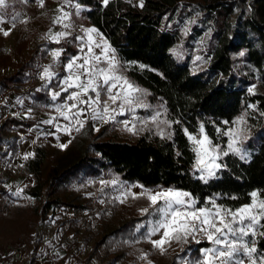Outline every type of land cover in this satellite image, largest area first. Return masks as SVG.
I'll use <instances>...</instances> for the list:
<instances>
[{
    "label": "trees",
    "instance_id": "trees-1",
    "mask_svg": "<svg viewBox=\"0 0 264 264\" xmlns=\"http://www.w3.org/2000/svg\"><path fill=\"white\" fill-rule=\"evenodd\" d=\"M70 1L80 6L77 21L96 28L114 49L118 66L125 70L127 79L142 90L140 96L150 104L163 105L171 122L172 137L159 138L145 133L129 141L105 140L102 133L96 136L92 133L88 117L84 127L72 138L73 142H78V152L69 149L72 159L67 163L55 161L45 177L41 173L43 159L56 157L57 150L37 146L34 157L25 162L34 180V185L25 193L37 200L38 214L45 218L54 208L69 205L60 198L64 184L109 173L144 189L190 193L196 208L209 206L207 202L213 198L225 208L236 209L250 203L253 191L264 198V93L249 95L247 87L253 80L234 68V55L242 51L243 60L255 70L264 89V0H248L249 16L238 19L235 25L231 18L240 8L243 12L247 0H199L198 7L211 29V42L208 67L196 73L191 71L187 61H179L172 55L178 37L175 28L168 27L181 5L190 0H144L143 7L131 0H109L106 6L103 0ZM76 37L72 34L58 43L47 44L49 49L61 50L58 77L64 75L62 66L78 53ZM36 62L37 54L33 52L11 75L3 76L0 93L35 72ZM50 85L57 88L56 81ZM66 96L67 93H61L57 102H63ZM49 102L46 92L33 91L32 113L40 114ZM249 103L256 106L257 120L249 117L254 130L245 143L247 159L231 154L225 156L220 162L223 167L205 182L197 176L195 153L185 130L196 134L203 125L204 133L217 144L226 126ZM35 124L34 120L7 118L0 127V140L12 126L28 129ZM105 129L106 126L102 131ZM144 219L145 216L130 218L113 231L111 237L132 238L135 226ZM103 243L105 241L101 240L95 248ZM209 246L207 242L197 244L191 248L189 258L199 257L200 250ZM256 247L264 252V237L257 238ZM181 254L186 256L185 251Z\"/></svg>",
    "mask_w": 264,
    "mask_h": 264
},
{
    "label": "rangeland",
    "instance_id": "rangeland-1",
    "mask_svg": "<svg viewBox=\"0 0 264 264\" xmlns=\"http://www.w3.org/2000/svg\"><path fill=\"white\" fill-rule=\"evenodd\" d=\"M131 2L139 5L140 0H131ZM198 3L199 0H190L182 4L168 22V27L173 26L178 37V42L171 50L172 55L179 61H187L189 68L195 73L208 67L210 58L208 46L211 42V29L203 19ZM75 5L70 0H43V7L40 6L38 0H5V5L0 7V19L7 21L0 25V28L10 30L8 36H4L3 31H0V80L3 76L11 75L18 65L30 58L33 52L37 54L36 71L26 75L21 83L14 84L0 93V118L16 114L20 110L17 107L20 102H31L30 97H32L33 91H44L49 96L50 102L46 105L48 111L40 114L42 122L53 118L52 115L57 114L56 116H59L55 108L57 105L65 103L66 100L58 103V98L56 100L52 99V93L61 91V81L68 75L65 65L71 58L62 66L64 75L58 77L61 72L60 57L54 59L52 52L60 49H49L47 44L49 42L58 43L51 39V36H54L57 32L70 33L66 37L72 34H76L78 37L84 35L83 28H91L90 24L77 21L76 16L79 15L80 10L77 13ZM61 7L64 8V11L70 13V19L63 21V24L70 25L68 28L63 27V24L53 22L56 17L61 15L58 11ZM241 10V8L238 9L231 18L233 25L237 23L238 19L244 20L249 16L251 10L248 6V0L243 12ZM13 18H15L14 27L11 23ZM66 37L60 38L59 42ZM83 43V41L77 39L79 52L76 56L84 54L80 51ZM94 51L96 54H100L101 49L95 48ZM84 52H87L86 47ZM241 53L243 52L234 55L235 71L243 75L246 74L253 80V84L247 87L249 95L263 94L264 89L260 87L255 70L245 63ZM48 66H51V71L55 73V76L51 80L41 79L44 68ZM100 66L104 67L105 65L101 64ZM118 73L126 77L125 70L120 66H118ZM52 81L57 82V88L50 87ZM250 88L252 89L251 92L249 91ZM73 90L70 89L69 91ZM90 95L94 94L90 93ZM137 95L140 96V93ZM101 99H106L103 93ZM140 99L143 106L136 107L134 111H125L124 115H116L114 120L107 123L92 120L89 113L92 133L95 136L102 133L105 140L116 138L121 141H129L134 136L145 133L159 138L171 139V122L167 118L163 105L150 104L141 96ZM112 107H117V105ZM256 112L255 104L249 103L226 126L220 136L221 139L219 138L217 143L222 150H227L229 141V137L223 133L229 130L239 131L244 129L238 145L244 158H241V155L238 154H229L242 160L247 159L249 153L245 143L254 130V124L249 117L257 120ZM157 114H159L158 119L153 122L152 118ZM57 119L55 117L52 124H43L47 127L46 129L37 127L34 131H25L26 137H35L42 145L52 146L57 150L56 157L44 159L43 177L50 166L55 165V161L59 160L67 163L73 157L71 151L78 152V142L72 141L73 136L77 133L75 130L77 125L73 121L71 135H69L63 130L58 131L56 127V125H59L63 129L65 125L69 124V121L61 118ZM81 119L84 120L85 124L87 118L81 117ZM125 121L128 122V128H131L132 131L125 128ZM104 126H106V129L102 131ZM200 127L196 134H191L198 139L201 137ZM161 130L164 133L163 137L159 134ZM186 136L188 138L187 134ZM60 144H67V147L61 149L58 146ZM190 144L193 149L194 145L191 142ZM224 157H221L219 163ZM5 161H0L2 168ZM196 172L197 176L200 177L201 173L197 170ZM217 172L218 170H216L215 175ZM113 180L117 181L115 185L110 183ZM165 190L169 189H144L139 185L123 182L116 175L110 173L98 178H78L73 182L64 184L60 193V198L65 199V202L69 205L54 208L45 218L41 217L38 221L34 220L31 214L26 209H22L21 206L22 200L34 202V199L22 193L18 196L4 193L0 197V248L6 247L19 254L17 258L13 256L12 261L17 262V259L27 258V261H20V264H27L34 260L37 247L41 244L50 243L68 249L71 258L80 264H148L149 261H151V264H172V262L176 264H197V261L202 259L201 250L204 248L200 250L199 257L195 259H190L189 254L191 248H195L197 244L209 243L201 236L197 237L199 243L192 239H189L187 243L173 241L170 245H165L166 251L163 254L153 248L152 244L146 239V234L150 230V222H154L158 216L150 208L146 195L139 194ZM133 194H137V196L134 198ZM43 199L46 200V196H43ZM143 208H149V212L147 214L142 213L140 210ZM144 216L146 219L135 226L132 238L113 239L111 237V233L123 226L130 218H144ZM259 231H264V229H258L255 240L261 237ZM105 237H107V240H105ZM159 238V235H156L151 239ZM101 240H104L105 243L95 248V245ZM16 247L18 250H15ZM209 247H212V245L210 244ZM184 251L186 256L180 255ZM145 253L147 259H141V256Z\"/></svg>",
    "mask_w": 264,
    "mask_h": 264
},
{
    "label": "snow or ice",
    "instance_id": "snow-or-ice-1",
    "mask_svg": "<svg viewBox=\"0 0 264 264\" xmlns=\"http://www.w3.org/2000/svg\"><path fill=\"white\" fill-rule=\"evenodd\" d=\"M38 2L43 7V0H38ZM103 3L106 6L109 0H103ZM143 3L144 0H140L139 6L143 7ZM4 5L5 0H0V7ZM75 7L78 13L80 6L77 4ZM58 11L61 15L56 17L54 23L63 24L64 20L70 19V13L64 11L63 7ZM6 22L0 19V25ZM11 23L14 27L15 18ZM63 27L68 28L70 25L63 24ZM0 31H3L4 36L10 34V30L0 28ZM82 32L84 35L76 39L84 42L80 48L84 54L74 56L68 61L65 65L68 75L61 81V91L52 93L53 100L60 97L61 92L69 93L65 103L55 108L60 117L69 121L63 129L56 125L57 130H63L69 135H71L73 121L77 125L75 130L78 132L84 126V120L81 117L88 118L89 113L92 120L107 123L114 120L116 115H124L125 111H134L136 107L143 106L140 96L137 95L142 90L118 73V61L114 49L96 28H83ZM69 34L57 32L51 36V39L59 42L60 38ZM85 47L87 52H84ZM95 48L101 49L100 54H96ZM61 54L60 50L52 52L54 59L59 58ZM101 64L105 66L101 67ZM54 76L55 73L51 71V66H48L44 68L41 79L51 80ZM70 89L74 90L69 92ZM249 91L251 92L252 89L250 88ZM102 93L106 99H101ZM113 105L117 107H112ZM158 115L152 118L153 122L158 119ZM54 119L55 117L50 118L43 123L52 124ZM124 124L127 130L132 131L128 128L127 121ZM185 131L189 141L194 145L192 149L196 155L194 167L201 173L199 178L205 182L215 175L216 170L223 167L219 163L222 156H228L229 153L241 155V148L238 145L244 129L229 130L223 133L229 137L227 150H222L218 144L212 143V140L204 133L203 125L200 127L201 137L199 139L188 134L187 130ZM159 134L163 137V130ZM58 146L64 149L67 144ZM29 155L31 154H26L24 159H27ZM241 158H244L243 155ZM110 183L115 185L117 181L113 180ZM139 195H146L150 208L158 216L154 222H150V230L146 234V239L161 254L166 251L165 245H170L173 241L187 243L189 239H192L199 243L197 237L201 236L212 247L201 250L202 259L197 261V264H264V252L257 249L255 240L258 229H264V223H262L264 221V198H261L260 193L253 191L250 193L251 203L236 209L225 208L217 204L214 199L207 202L210 206L196 208V201L191 198L190 193L171 189ZM133 196L135 198L137 194ZM140 211L147 214L149 208H143ZM156 235L160 238L151 239ZM259 235L264 237V231H259ZM141 259H147V254H143ZM148 264H151V261Z\"/></svg>",
    "mask_w": 264,
    "mask_h": 264
},
{
    "label": "crops",
    "instance_id": "crops-1",
    "mask_svg": "<svg viewBox=\"0 0 264 264\" xmlns=\"http://www.w3.org/2000/svg\"><path fill=\"white\" fill-rule=\"evenodd\" d=\"M68 94L69 93H67V95ZM32 96H33V92H32ZM66 97L64 100H66ZM30 98H31V102L27 103L23 101L17 105V107H19L20 110L17 111L16 114L9 117L0 118V127L2 126L4 120L7 118H15L21 121H31V120L36 121V124L28 129L22 126H12L10 130L4 133L2 139L0 140V161L6 160L3 168L0 164V197L4 193L12 194L14 196H18L19 194L22 193L34 199V202H27V200H22L21 206L22 209H26L31 214L34 220L38 221L42 217V215L40 213L38 214V212L36 211V209L39 206L38 202L34 197L27 195L25 193V190L29 189L34 185V180L32 178V175L27 171L25 162L27 159L34 157L35 149L37 146H45V147H52V146L42 145V143L38 142L35 139V137H31V136L26 137L25 131H30V130L34 131V129H37V127H42L43 129L47 128L45 125H43L45 123L42 122L41 120L42 117H40V114L48 110L45 109L38 115L33 114L31 108L32 97ZM56 115L57 114H55V116L52 115V117H57L58 118L57 120H59L60 118L63 119V117ZM26 154H31V155H29L27 159H24ZM42 169H43V164H42ZM42 169H41V173H42ZM46 175L47 173L45 174V176ZM15 250H18V248L16 247ZM35 255L36 257L34 258V260H31L27 264H80L78 262H75L71 258L68 249H63L61 246H56L55 244L52 243L39 245L37 247ZM13 256L17 258L19 254L16 252H12L11 249L6 247L0 248V264H20V261H27V258H24L23 254H22L23 259L21 260L17 259V262L11 260Z\"/></svg>",
    "mask_w": 264,
    "mask_h": 264
}]
</instances>
